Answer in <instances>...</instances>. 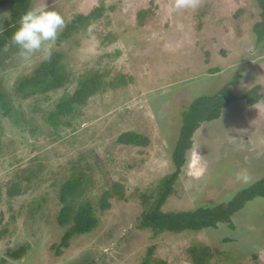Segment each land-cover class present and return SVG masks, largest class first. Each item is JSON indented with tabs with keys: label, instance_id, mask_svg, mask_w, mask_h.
Returning <instances> with one entry per match:
<instances>
[{
	"label": "rangeland",
	"instance_id": "rangeland-1",
	"mask_svg": "<svg viewBox=\"0 0 264 264\" xmlns=\"http://www.w3.org/2000/svg\"><path fill=\"white\" fill-rule=\"evenodd\" d=\"M43 2L32 0L30 8ZM169 3L47 0L65 20L52 53L64 55L75 78L45 95L24 99L15 91L17 80L44 60L41 54L24 60L11 40L0 51V264H194L190 249L206 245L220 251L210 264H264V198L235 216L236 229L226 224L156 234L136 228L142 196H150L174 169L173 153L192 102L220 92L236 76L241 83L232 88L235 96L257 86L264 93V43L258 45L254 32L257 0H202L195 11L172 14L166 10ZM100 8L101 18L60 39L75 15ZM140 11H148L147 16L138 18ZM11 12L10 3L0 7V34ZM94 72L104 75L103 90L72 127L54 135L41 110L53 109ZM24 120L37 128L34 136L24 129ZM125 132L146 136L149 145L119 144ZM9 145L16 154H7ZM192 150L200 155L204 174L199 179L188 175L190 151L176 193L161 208L164 213L227 203L264 178V97L257 104L231 103L196 133ZM85 168L87 189L80 201L93 204L98 225L56 253L69 227L58 221L61 188ZM241 169L248 171L247 183L235 179ZM25 176L33 177L34 188ZM115 182L127 187L130 201L111 200V208L100 213L101 197ZM19 187L21 194L13 197Z\"/></svg>",
	"mask_w": 264,
	"mask_h": 264
},
{
	"label": "trees",
	"instance_id": "trees-1",
	"mask_svg": "<svg viewBox=\"0 0 264 264\" xmlns=\"http://www.w3.org/2000/svg\"><path fill=\"white\" fill-rule=\"evenodd\" d=\"M31 2L32 0H0V7L5 6L7 3L12 5V12L10 19L8 20V25L0 34V51L7 42L11 40L12 33L18 27L17 21L20 19L21 15L30 8ZM257 3L260 16L254 25V32L257 35V43L259 45L264 43V0H257ZM103 10L104 8L96 9L88 16L75 15L67 24L60 39L67 38L74 32H79L82 28L90 24L92 20L101 18ZM140 12L138 18L143 19L147 16L145 13L148 11ZM140 22H142V20ZM63 58L64 55L60 52L52 53L50 60H43L33 73L17 80L15 85L16 93L24 99H29L39 94L45 95L55 90L65 88L68 83L71 82L72 77L75 78V76L72 74L71 69L69 70L67 64L64 63ZM103 76L104 75H99L94 72L88 78L81 80L78 88L72 94H66L62 96L58 102L54 103L53 109L49 108L50 110H46L48 112L41 110L45 112V115H43L44 120L46 122H51V125L55 127L54 135L60 136V128L64 126L66 128L72 127L76 115L82 116L85 114L84 107L87 106L89 100L97 96L99 91L103 90ZM239 83H241L240 76H236L220 92L212 96L200 97L188 107L184 114V122L179 140L173 153L174 169L172 173L167 175L162 182H160L150 196H142L141 204L143 206V211L139 218L140 222L136 225L137 229H151L156 234L163 232L182 233L187 230L198 231L210 228L218 229L220 225L226 224L229 225L231 229H236V224L234 223L235 216L239 214L248 203L257 198H264L263 178L240 192L233 200L227 203L215 206H201L194 210L182 212L164 213L161 210L169 197L176 193L174 187L178 182L180 175L183 173L190 149H192L195 144V135L202 126L205 123L220 118L222 111L237 100H243L250 104H257L264 97L263 88L261 86L253 88L249 93L243 96H235L232 94V88ZM46 98L48 99L49 97ZM1 99L2 97H0V100ZM24 121V129H28L27 131L34 136L37 133V128L31 126L27 120ZM118 143L145 148L149 145V139L136 132H125L118 138ZM1 148L2 146L0 143V151ZM6 148V151L8 152L7 154H16V152H14V149L16 148H11L10 145ZM32 151L35 153L34 149ZM12 160L19 159L15 157ZM9 168L11 167L9 166ZM40 172H42L41 169H39V174ZM88 172L89 168L83 169L79 175L67 181L61 188L60 203L63 204V207L59 213L58 221L61 226L69 227L66 228L62 237V243L57 248L58 250L56 253L60 250L68 249L71 245V241L75 237L92 232V230L98 225L99 220L96 217V210L94 209L93 204L89 201H80L87 189L86 181ZM22 179L26 185L29 183L27 185L30 187L29 189L34 188L31 184L33 181L32 176H25ZM38 180L40 179H37V181ZM127 190V187L122 183L115 182L112 189L101 197L100 209H98L100 213L106 212L111 208V200L129 202L130 199L127 197ZM21 192L22 189L20 187L17 191L14 189L12 196L16 197L17 195H20ZM153 196H156V198L151 202ZM154 250L155 247H152L149 253L152 255ZM219 253L220 251L218 249H213L207 245L202 247L197 246L190 249V255L194 260V264H210ZM16 255L19 256L18 253H16ZM161 264L168 263L162 261Z\"/></svg>",
	"mask_w": 264,
	"mask_h": 264
},
{
	"label": "clouds",
	"instance_id": "clouds-1",
	"mask_svg": "<svg viewBox=\"0 0 264 264\" xmlns=\"http://www.w3.org/2000/svg\"><path fill=\"white\" fill-rule=\"evenodd\" d=\"M202 0H170L167 7L169 14L181 11H195ZM6 15V14H5ZM18 27L12 33L11 43L18 48L19 56L24 60H30L34 55L41 54L44 60H50L53 48L59 34L65 27V20L60 13L50 10L47 0L37 7L29 8L17 21ZM92 25L89 26L91 31ZM192 151V159L188 167V175L199 179L204 174V168L199 166V154ZM237 182L247 183L250 180L247 169H241L235 174Z\"/></svg>",
	"mask_w": 264,
	"mask_h": 264
}]
</instances>
